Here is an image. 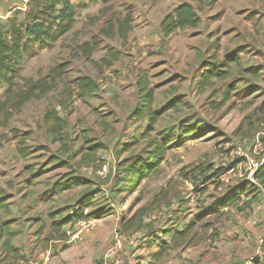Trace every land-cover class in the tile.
I'll return each mask as SVG.
<instances>
[{
  "label": "rangeland",
  "instance_id": "obj_1",
  "mask_svg": "<svg viewBox=\"0 0 264 264\" xmlns=\"http://www.w3.org/2000/svg\"><path fill=\"white\" fill-rule=\"evenodd\" d=\"M24 1L15 0L10 8ZM72 2L77 7L72 28L55 43L33 48L25 56L14 92L7 95L0 87V199L5 200L10 192L16 191L19 182L29 179L30 183H36L44 173L57 174V161L63 155L60 145H67L74 133H84L83 139H98V146L103 145L102 141L112 144L111 148L107 145L97 155L90 156L92 162L85 164L96 171L99 157L105 155L110 167L105 177L95 172L79 174L94 178L96 185L79 199L78 205L76 202L71 207L51 209L46 239L39 240L34 250L41 245L44 252L41 258L48 259L46 264H101L115 236H120L122 264H234L238 259L253 264L255 257L259 258L258 264H264V246L258 247L256 239L251 247L243 244L244 238H252L255 231L261 230L259 220L250 226L244 223L253 215L252 206L259 199L256 190L252 189L255 200L251 203L241 195L237 203L221 205L229 187L243 180L251 182L246 178L248 165L239 159V152L244 151L252 158L264 155V125H257L244 137L235 132L241 119L253 114L264 100V56L262 62L256 63L253 57L256 50L251 49L254 52L242 65L253 66L242 69L241 62L231 64L226 79H212L206 86L198 84L205 64L216 65L217 60H224L223 53L234 42L229 31L225 32L218 24L225 13L239 14L241 21L237 25L248 24L254 21L250 18H264V0H217L211 6L201 4L200 0ZM181 2L193 5L200 22L196 28L177 30L163 38L160 20ZM246 11L248 14H244ZM127 13L131 15L132 27L126 40L116 33L101 34L102 28ZM245 30L240 32L242 38L253 41ZM216 37L222 39V45ZM84 43L95 44L88 59L83 54ZM233 54L237 51L229 55ZM104 57L112 61L110 65L101 62ZM91 60L100 61V66ZM59 65L65 69L53 89L14 108L17 90L29 80L45 77L51 67ZM137 72H142L147 78L145 85L153 89V108L173 105L150 130L147 117L130 122L143 94L140 90L137 95L129 94L127 90L128 83L136 85ZM82 76L94 79L98 89L79 98L74 81ZM129 98L137 103L134 109L125 110ZM48 107L55 108L65 121L63 140H54L46 131L43 115ZM163 137L180 144L172 147L157 173L131 184L122 171L125 158L119 159L121 152L128 150L124 157L134 154L143 157L147 148ZM126 141L129 143L124 145ZM196 163L202 165L201 173H195L192 179L179 176L182 166ZM220 168L219 176L206 179ZM102 186L107 189L106 195L100 193ZM160 191L164 194L154 198ZM84 205L89 207L87 216L93 219L92 228L86 234L84 229L82 238L72 239L71 234L84 226L85 215L79 209ZM138 209L143 213L141 228L124 231L122 224ZM187 223L190 230L177 241L178 247L169 249L159 260L153 259L157 243L162 240L171 244L172 236L185 229ZM7 244L5 239L3 254L10 249ZM80 249L84 251L83 258H79ZM65 251L70 252L68 260L62 256ZM5 258L0 264H6ZM12 259L8 264H29V261L41 264L33 251H22Z\"/></svg>",
  "mask_w": 264,
  "mask_h": 264
},
{
  "label": "trees",
  "instance_id": "obj_2",
  "mask_svg": "<svg viewBox=\"0 0 264 264\" xmlns=\"http://www.w3.org/2000/svg\"><path fill=\"white\" fill-rule=\"evenodd\" d=\"M94 1V0H92ZM106 2L108 0H101ZM217 0H200V3L205 6H211ZM76 5L72 0H25L19 6H14L9 9L5 17H0V87H3L7 95L11 94L18 87V81L21 78L22 63L27 54L33 48H42L55 43L62 35L67 33L73 26L76 20ZM200 22L196 9L189 2L179 3L172 11L166 13L159 27L163 38H167L177 30L196 28ZM131 15L127 13L121 19H116L114 24H108L107 27L101 29V34L110 36L116 33L123 41L127 38V32L131 29ZM96 44V42H95ZM84 43V56L88 59L95 46ZM110 53V51H109ZM115 56V55H113ZM114 58V57H113ZM102 63L110 65L111 62L105 57L100 59ZM91 60L95 66H100V63ZM110 62V63H109ZM240 59L237 54L226 55L224 60L218 65L212 62L205 64V69L199 79V86H206L212 79L224 80L230 75V65H238ZM64 66L59 65L51 67L49 73L40 79L29 80L25 87L17 90V101L14 103V108H18L32 98H36L56 86V79H59L64 73ZM251 73H256L252 69H248ZM74 86L77 88L76 94L79 98H84L94 94L98 89V83L88 76L76 78ZM143 91L140 96V103L134 109L133 113L137 118L147 117L148 129H152L153 125L160 116L173 105L167 103L159 109L152 107L154 103L153 89L143 86L140 88ZM228 90H225L227 93ZM228 98V97H226ZM65 105L64 101L60 102ZM43 122L48 134L54 140H63V128L65 121L59 116L55 108L48 107L43 115ZM257 125H264V100L260 106L255 109L253 114L244 116L236 128V134L244 137L249 135ZM179 141L169 142L166 137L152 143L150 149L146 151L143 157L136 159L134 162L123 165L122 171L130 179L131 184H138L148 175L155 174L159 170L161 162L165 159V155L169 149L174 146H179ZM61 149H66L65 143H61ZM98 145H94L91 149L95 150ZM98 162V161H97ZM125 161H123L124 163ZM121 163V164H123ZM208 168H211L208 166ZM203 171L200 163L184 165L179 169V176L184 179H192L195 173ZM222 169H215L206 179H212L219 176ZM36 176L38 175L35 174ZM254 181L243 180L226 190L221 203L222 206H229L237 203L241 195H245L247 202L251 203L255 200L252 189L256 190L257 201L262 199L259 187H264V163L253 173ZM254 187V188H253ZM201 189L200 191H203ZM164 191H160L154 198L162 195ZM164 194V193H163ZM81 200L77 202V205ZM90 202V201H89ZM87 205L81 207L85 208ZM79 214V213H78ZM81 214V212H80ZM143 216L142 209H138L129 219L122 224L124 231L133 228H141V217ZM190 224H186V228L172 236V243L159 241L157 250L153 255V259L159 260L171 248L178 247L179 239L185 238L190 230ZM155 241L153 237H150ZM259 258L252 259L253 264H258Z\"/></svg>",
  "mask_w": 264,
  "mask_h": 264
},
{
  "label": "crops",
  "instance_id": "obj_3",
  "mask_svg": "<svg viewBox=\"0 0 264 264\" xmlns=\"http://www.w3.org/2000/svg\"><path fill=\"white\" fill-rule=\"evenodd\" d=\"M15 4V0H0V15L5 12H8L11 5ZM230 11V10H229ZM227 12V11H226ZM247 11L244 13L246 14ZM226 15L219 21L221 27L226 31H229L231 34L232 41L234 42L232 45H229V49H227L223 53V57L229 55L230 53L237 51V56L240 58L241 68L245 69L249 66L253 65H242V62H246L249 54L253 53L255 49L256 53H254V58L256 63L262 62V58L264 56V18H260L259 16H255V19L250 18L249 20H254L253 22L248 21V24L241 23L237 25L241 19L239 18V14L228 12ZM228 14V15H227ZM248 14V13H247ZM254 18V17H253ZM161 21V20H160ZM243 21V20H242ZM243 28H246L245 31L249 32L250 36L253 37V41L249 38H242L241 31ZM185 30V29H184ZM180 31V30H179ZM252 34V35H251ZM219 40V44L222 45V39L220 37H216ZM187 44H190V39L186 38ZM236 42V43H235ZM224 48L226 45H223ZM246 56V57H245ZM222 61V60H221ZM221 61L217 60L216 65L221 63ZM255 63V64H256ZM236 67V66H235ZM205 68L203 67V70ZM241 69V70H242ZM243 71V70H242ZM186 78H191V76H185ZM136 85L131 86V82L128 83L127 90L128 93L134 92L136 95L139 92L140 88L147 83L145 80L146 77L142 76V72H137ZM144 80V82H143ZM142 85L139 87L141 82ZM170 83L173 82L172 79L169 80ZM168 82V83H169ZM180 91L179 89L177 92ZM96 93V92H95ZM171 101L173 98H169ZM137 102H133L132 98H129V106L125 109H134L135 104ZM137 106V105H136ZM136 108V107H135ZM159 109V108H154ZM168 111V110H167ZM59 114V113H58ZM60 116V115H59ZM144 118V117H142ZM135 119H141L133 116L130 122ZM83 137L85 134H82ZM80 133H74V135H70L69 142L66 145V149L63 150V155L57 161V174H48L44 173L41 181L36 183H30L29 179L22 183H17L16 191L10 192L7 199H0V261L2 262L3 257L7 256L4 260L6 264L8 262L14 261L12 258L17 257L18 254H22L23 252H34V255H38V259L41 260V264H46V258H41V254H43V250L40 248L34 247L39 240L46 239V234L48 233V222H51L50 212L51 209L56 210L58 208H67L73 206L76 202L81 199V197L89 192L95 185L96 180L90 177H82L79 174L83 172L84 167H88L85 165L87 163L92 162L89 158L90 156L97 155V153L103 149V147L108 144L103 143L102 146L99 145L97 149L91 150V147L99 144V140H89L92 137H88L89 139H83ZM160 140V139H159ZM158 141V140H157ZM87 142V143H86ZM155 142V141H154ZM90 143L94 145H89ZM129 143L126 141L124 145ZM119 150H121L122 143H119ZM114 145V144H113ZM123 145V146H124ZM152 145V144H151ZM108 147H112V144H109ZM151 147V146H150ZM147 148L148 149H150ZM172 149V148H171ZM169 149L165 155V159L161 162L159 168L162 166L164 161L167 158ZM91 150V151H90ZM146 150V151H147ZM128 150H123L121 152L120 160L125 161L123 165L134 162L138 157L134 154L133 156L124 157ZM132 157V158H131ZM140 158V157H139ZM87 162V163H86ZM90 167V166H89ZM48 174V175H47ZM8 194V193H5ZM89 209V207H86ZM253 215L247 218L244 221L245 226H250L251 224H255L257 220L261 222V230H257L253 233V237L249 236L244 238L243 244L245 246L251 247L252 242L261 234L262 231V221L264 218V200L260 199L255 202L252 206ZM88 209L86 210L88 212ZM86 219L85 217H83ZM53 220V219H52ZM69 223V222H68ZM78 224H75L77 226ZM74 229V228H73ZM70 231H66L65 233L69 234ZM55 233V231H54ZM7 239L8 247L10 248L8 251L2 253V244L3 241ZM91 239V236H90ZM89 239V240H90ZM59 242V240H57ZM69 242V240L65 241ZM43 243V242H41ZM46 247V245H44ZM94 249L95 246H92ZM19 252V253H18ZM63 259H70V252L65 251L62 253ZM84 251L80 249L79 258H83ZM236 259H238L236 257ZM242 261V262H240ZM240 262V263H239ZM248 262L238 259V262H234V264H247ZM29 264H38V262L32 263L29 261Z\"/></svg>",
  "mask_w": 264,
  "mask_h": 264
},
{
  "label": "built area",
  "instance_id": "obj_4",
  "mask_svg": "<svg viewBox=\"0 0 264 264\" xmlns=\"http://www.w3.org/2000/svg\"><path fill=\"white\" fill-rule=\"evenodd\" d=\"M239 159L241 161H245L248 165V167L246 169L247 170L246 178L251 180V181H254L252 179L253 173L264 163V155L252 158L247 153H245L244 151H242V152L240 151L239 152ZM98 163H99V166L96 169V171L92 167H84L83 171L87 172L88 174L95 172L96 174H98L101 177L107 176V174L109 173V167H110V162H109V159L107 158V156L101 155L98 159ZM231 171H232V169H231ZM100 188H101L100 193H103L104 195H106L107 189H105L104 186H102ZM259 190H260V195H261L262 199L264 200V187L260 186ZM96 195H97V193L94 192L93 197H95ZM79 209H81V208H79ZM86 210H87V208L85 207V208L81 209V211H80L81 213H83L85 215V218H86L82 221V224L84 226H83V228H80L71 234L72 239L82 238V235H81L82 231L85 229V234H86L92 228L93 219L88 218V216H87L88 212ZM257 244H258V247L264 246V218L262 221L261 234L257 238ZM120 250H121V237L115 236L114 243L108 249V251L105 253L101 264H122V259L119 256ZM256 253H258V251Z\"/></svg>",
  "mask_w": 264,
  "mask_h": 264
}]
</instances>
